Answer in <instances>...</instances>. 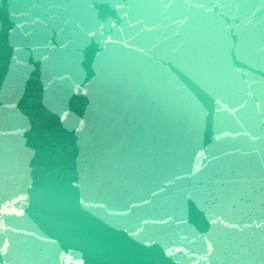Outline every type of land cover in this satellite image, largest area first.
<instances>
[{
	"label": "water",
	"instance_id": "95a60500",
	"mask_svg": "<svg viewBox=\"0 0 264 264\" xmlns=\"http://www.w3.org/2000/svg\"><path fill=\"white\" fill-rule=\"evenodd\" d=\"M0 264H264V0H0Z\"/></svg>",
	"mask_w": 264,
	"mask_h": 264
}]
</instances>
